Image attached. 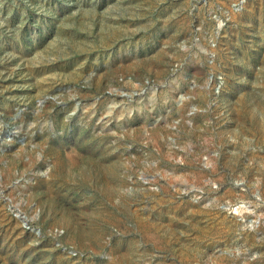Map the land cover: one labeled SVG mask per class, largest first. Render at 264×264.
Segmentation results:
<instances>
[{
  "label": "rangeland",
  "instance_id": "374dc122",
  "mask_svg": "<svg viewBox=\"0 0 264 264\" xmlns=\"http://www.w3.org/2000/svg\"><path fill=\"white\" fill-rule=\"evenodd\" d=\"M0 264H264V0H0Z\"/></svg>",
  "mask_w": 264,
  "mask_h": 264
}]
</instances>
